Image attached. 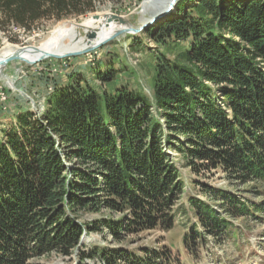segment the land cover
I'll return each instance as SVG.
<instances>
[{
  "label": "trees",
  "instance_id": "16d2710c",
  "mask_svg": "<svg viewBox=\"0 0 264 264\" xmlns=\"http://www.w3.org/2000/svg\"><path fill=\"white\" fill-rule=\"evenodd\" d=\"M93 10L92 0H0V28ZM145 32L162 45L191 43L184 62L157 53L153 100L73 78L55 88L42 114L20 113L18 129L0 141V264L53 253L77 264L95 256L103 264H161L162 251H87L82 239L173 229L185 182L165 147L194 172L221 169L264 194V0H179ZM98 75L103 84L116 78L114 70ZM205 194L211 201L188 198L199 221L191 233L204 243L235 238V219H263L264 198L229 188ZM103 208L119 216L81 220Z\"/></svg>",
  "mask_w": 264,
  "mask_h": 264
},
{
  "label": "rangeland",
  "instance_id": "374dc122",
  "mask_svg": "<svg viewBox=\"0 0 264 264\" xmlns=\"http://www.w3.org/2000/svg\"><path fill=\"white\" fill-rule=\"evenodd\" d=\"M144 1L92 0L94 10L85 15L60 21L42 19L30 28H0V50L7 44L39 46L59 24L80 23L93 14H115L129 21L125 26L138 28L147 23L153 13L164 7L163 2L152 7L145 6ZM190 44V41H184L176 46L162 45L144 30L137 34L125 33L78 56L43 58L34 62L18 59L9 63L0 73V141L5 139L7 132L18 129L17 116L20 113L33 111L42 114L46 111L47 99L55 88L71 83L73 78L87 81L99 91L105 88L113 92L118 87L128 86L130 89L146 92L152 99L157 53H162L171 60L184 62L182 54L189 50ZM111 70L115 71L116 78L103 84L98 73ZM165 149L174 156L185 182L184 194L176 206L177 220L173 229L144 231L127 235L121 241H115L107 231H93L86 235L83 242L85 250L91 251L94 246L125 248L143 256L145 249H154L165 254L161 257V264H264V215L263 219H235L233 222L238 233L235 238H222L216 242L210 237L204 243L195 237V233H191L192 225L199 224V221L188 201L190 195L211 201L205 190L212 192L216 188L239 190L252 200H260L264 198V194L257 195L250 184L230 181L221 169H201L200 172H194L177 149ZM110 216L118 217L119 214L103 208L99 212L83 213L81 220L90 223ZM87 262L103 264L99 256L89 258ZM29 264H77V259L75 256L73 260H69L53 253L32 259ZM118 264L127 263L122 260Z\"/></svg>",
  "mask_w": 264,
  "mask_h": 264
},
{
  "label": "bare ground",
  "instance_id": "6f19581e",
  "mask_svg": "<svg viewBox=\"0 0 264 264\" xmlns=\"http://www.w3.org/2000/svg\"><path fill=\"white\" fill-rule=\"evenodd\" d=\"M168 1L169 0H145L144 5L152 7L153 5L163 2L162 5L165 7ZM109 16V13L93 14L80 23L59 24L47 40L43 41L39 46H36L38 50L31 48L24 50V52L21 53L20 60L34 62L38 59H42L46 52L59 54L74 52L82 50L90 43L103 41L123 27L118 21L109 22ZM90 32H95L96 36L94 38H89L88 34ZM18 47V45L7 44L0 50V59L6 58ZM1 72L3 71L0 70V73ZM12 83L13 81L11 84Z\"/></svg>",
  "mask_w": 264,
  "mask_h": 264
},
{
  "label": "water",
  "instance_id": "95a60500",
  "mask_svg": "<svg viewBox=\"0 0 264 264\" xmlns=\"http://www.w3.org/2000/svg\"><path fill=\"white\" fill-rule=\"evenodd\" d=\"M178 1L179 0H169L168 3H166L165 7L158 9L157 12L152 14L151 18L148 20L147 23H145L143 26H140L138 28H134L132 26H125L126 24L129 23L128 20L122 18L121 16H118L115 14H110L109 18L107 17L109 19V22L118 21L123 25L122 28L117 30L110 37H108L105 40L100 41V42L90 43L87 47H85L79 51L62 53V54L46 52L45 55L42 57V59L43 58H59L60 59V58H66V57H70V56L82 55V54L88 53L90 51H93V50L103 46L104 44L108 43L109 41H111V40H113V39L117 38L118 36H121L125 33L137 34L141 31H144L147 28L153 26L157 22L164 20L167 16H169L170 14L175 12ZM95 36H96L95 32H90L88 34L89 38H94ZM29 48L34 49V50H38V47H36V46H19L12 54L7 56L6 58L0 59V70L3 71L9 63L20 59L21 53L24 52V50L29 49ZM85 238H86V234L83 236L82 242H84Z\"/></svg>",
  "mask_w": 264,
  "mask_h": 264
}]
</instances>
